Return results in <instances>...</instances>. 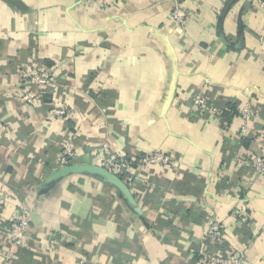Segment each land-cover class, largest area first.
I'll return each mask as SVG.
<instances>
[{
	"label": "crops",
	"instance_id": "1",
	"mask_svg": "<svg viewBox=\"0 0 264 264\" xmlns=\"http://www.w3.org/2000/svg\"><path fill=\"white\" fill-rule=\"evenodd\" d=\"M179 1L182 28L170 0H0V189L10 196L0 264L18 261L17 250L2 260V226L20 208L31 264H203L211 223L244 264H264V176L241 163L264 158V11L257 0ZM219 27L232 45L242 37L238 51ZM33 70L51 80L26 103ZM194 97L250 106L246 132L208 118ZM59 107L64 119L50 114ZM66 141L72 163L99 165L102 149L131 161L142 215L90 176L39 190ZM156 152L170 165L139 164Z\"/></svg>",
	"mask_w": 264,
	"mask_h": 264
},
{
	"label": "built area",
	"instance_id": "2",
	"mask_svg": "<svg viewBox=\"0 0 264 264\" xmlns=\"http://www.w3.org/2000/svg\"><path fill=\"white\" fill-rule=\"evenodd\" d=\"M175 2V7L171 12L172 21L182 28L186 24L187 12L182 8L179 0H170ZM257 4L260 10L264 11V0H257ZM51 78L46 73H40L37 70H33L29 74V84L31 85L27 90L22 93V100L26 103H30L32 100L40 96L39 89L46 86L50 82ZM193 106L197 110H200L207 115L208 118L218 119L220 111L208 103L207 100L199 97H194ZM50 114L64 119L67 114V110L64 107L53 108ZM250 106H244L240 111V132L243 134L247 130L248 122L253 117ZM75 156L74 149L69 141L64 142L59 156V165L65 166L72 163ZM100 158L99 166L105 168L116 176H122L123 182L130 187L135 183L136 175L131 161L114 157L105 149L99 153ZM245 157V156H244ZM172 157L166 152H156L146 154L139 160V164L144 167L158 166L167 167L170 165ZM241 163L255 172L258 175L264 176V158L256 155H248ZM10 200L9 193L0 189V217L5 212L8 202ZM238 221L241 223L247 222V217L240 215ZM3 232L6 237V248L3 252L2 260L8 263V258H12L15 250L23 246L25 237L30 229V215L23 208L17 209L11 213L10 218L5 221L2 226ZM207 239L215 246L214 250H203L200 253V260L203 264H244V256L235 250H223L222 245L226 243V235L224 229H222L217 223H211L207 230ZM221 246L220 248H216Z\"/></svg>",
	"mask_w": 264,
	"mask_h": 264
},
{
	"label": "water",
	"instance_id": "3",
	"mask_svg": "<svg viewBox=\"0 0 264 264\" xmlns=\"http://www.w3.org/2000/svg\"><path fill=\"white\" fill-rule=\"evenodd\" d=\"M222 18L219 19V25L221 23ZM219 38L223 42L225 46L230 48L233 51H238L242 44V37L239 38L236 44H230L225 37L223 36L220 27H219ZM72 175H83L97 178L104 185H107L113 188L116 196L123 202V204L131 210L133 213L138 216L142 215L141 209L138 206L135 198L133 197L129 187L127 184L123 182V180L105 168L88 163H70L65 166H60L58 168L53 169L49 175L43 180V182L39 186V190L46 191L56 185L60 180L72 176Z\"/></svg>",
	"mask_w": 264,
	"mask_h": 264
},
{
	"label": "trees",
	"instance_id": "4",
	"mask_svg": "<svg viewBox=\"0 0 264 264\" xmlns=\"http://www.w3.org/2000/svg\"><path fill=\"white\" fill-rule=\"evenodd\" d=\"M208 103L212 106L216 107L220 113L218 115L219 123L224 128H228L229 125L233 122V120H239L240 118V111L241 109L238 108V103L236 101H227L223 102L221 100L217 101H210L208 100ZM252 141V140H251ZM248 138H241L240 139V147L243 149L248 148ZM121 179H123L122 176H120ZM215 247V246H214ZM221 246H217L216 248H220ZM226 243L222 245L221 249L226 250ZM21 248V247H20ZM18 248L16 253L18 256V261H13L12 264H31V253L27 249V247Z\"/></svg>",
	"mask_w": 264,
	"mask_h": 264
},
{
	"label": "rangeland",
	"instance_id": "5",
	"mask_svg": "<svg viewBox=\"0 0 264 264\" xmlns=\"http://www.w3.org/2000/svg\"><path fill=\"white\" fill-rule=\"evenodd\" d=\"M107 186V185H106ZM108 188H111V187H109V186H107ZM112 190H113V188H111Z\"/></svg>",
	"mask_w": 264,
	"mask_h": 264
}]
</instances>
